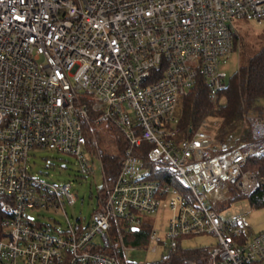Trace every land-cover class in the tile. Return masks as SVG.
<instances>
[{
	"label": "built area",
	"instance_id": "2783aa9c",
	"mask_svg": "<svg viewBox=\"0 0 264 264\" xmlns=\"http://www.w3.org/2000/svg\"><path fill=\"white\" fill-rule=\"evenodd\" d=\"M239 19L264 23V0H0V264H133L127 238L164 212L166 243L152 227L148 245L171 254L210 234L217 245L189 264H264V231L250 239L248 213L222 217L231 193L264 187L251 168L264 157V118L247 116L252 140L234 146L205 122L182 127L199 79L214 102L227 89ZM104 128L127 147L113 184L102 165L91 219L61 229L31 218L76 197L72 183L32 175L29 154L55 150L87 167L89 137Z\"/></svg>",
	"mask_w": 264,
	"mask_h": 264
},
{
	"label": "rangeland",
	"instance_id": "374dc122",
	"mask_svg": "<svg viewBox=\"0 0 264 264\" xmlns=\"http://www.w3.org/2000/svg\"><path fill=\"white\" fill-rule=\"evenodd\" d=\"M234 26L240 36V41H238L240 48L238 46L239 49L232 54L229 63L224 67L229 79L264 45V23L258 24L239 19L234 22ZM219 101L222 105L226 103L223 98ZM218 126L219 120L216 118L209 117L205 121V127L209 131L216 130ZM238 137L239 132L223 141L227 145L234 146L238 143ZM120 139V133L112 128H104L97 132L96 136H90V146L85 151L86 160L89 162L87 167L81 166L77 158L69 154L48 149L32 151L28 161L31 174L45 181L72 183L76 202L73 205L66 204L64 211L38 210L29 213V216L42 224H57L61 229L67 228L68 222L75 223L79 219L89 221L97 209V198L105 184L98 153L100 155L102 153L110 155L118 153ZM237 195L235 192L231 193V201ZM226 204L229 205V203ZM241 211L248 213L252 228L250 239L264 231V208L251 207L247 198L232 203L222 217L228 218ZM168 216V212L158 213L154 216H142L143 222L150 224L158 231L160 238L164 240L163 243H166L165 232ZM217 243L215 236L204 234L182 239L181 247L184 250L209 249L211 251ZM131 247L133 248L127 254V260L133 264H156L169 255L168 249L165 248L166 245L156 247L145 244Z\"/></svg>",
	"mask_w": 264,
	"mask_h": 264
},
{
	"label": "trees",
	"instance_id": "16d2710c",
	"mask_svg": "<svg viewBox=\"0 0 264 264\" xmlns=\"http://www.w3.org/2000/svg\"><path fill=\"white\" fill-rule=\"evenodd\" d=\"M238 46L236 41L235 52L240 48ZM222 98L226 101L223 105L220 101H212L205 81L199 79L197 85L183 100L182 127L194 132L202 126L207 118L213 117L219 120L218 128L210 131L215 138L224 140L239 132L238 143L251 141V129L246 122V117L264 118V45L228 80V87L220 94L219 100ZM120 136L118 153L111 155L102 153L101 155L102 165L109 184L115 182L120 172L127 147L121 134ZM251 168L259 169L264 176V157H261ZM175 186L182 190L178 183ZM99 197L101 200L104 198L103 188ZM245 198L238 194L231 203ZM247 199L251 207L263 209L264 187ZM1 205L0 200V220L3 216ZM151 228L150 224L145 223L142 230L127 238V244L131 246L147 244ZM181 246L176 252L169 254L156 264H189L206 258L210 253L209 249L184 250ZM104 252L109 255L117 254L120 256V253L115 249H106Z\"/></svg>",
	"mask_w": 264,
	"mask_h": 264
},
{
	"label": "crops",
	"instance_id": "0c3cea01",
	"mask_svg": "<svg viewBox=\"0 0 264 264\" xmlns=\"http://www.w3.org/2000/svg\"><path fill=\"white\" fill-rule=\"evenodd\" d=\"M86 220V219H85ZM87 221V220H86Z\"/></svg>",
	"mask_w": 264,
	"mask_h": 264
}]
</instances>
